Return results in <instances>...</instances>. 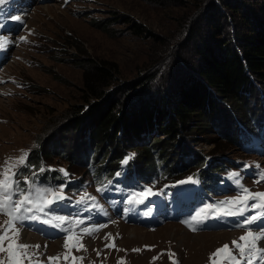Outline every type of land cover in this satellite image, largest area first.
Masks as SVG:
<instances>
[{
	"label": "rangeland",
	"instance_id": "1",
	"mask_svg": "<svg viewBox=\"0 0 264 264\" xmlns=\"http://www.w3.org/2000/svg\"><path fill=\"white\" fill-rule=\"evenodd\" d=\"M14 1L5 0L0 4V36L9 41L5 49H0V59H5L0 66V165L8 158H19L28 150L33 162L37 143L50 146L59 145L57 141L70 140L71 134L66 132L70 111L80 103L83 71L93 60H105L116 65L118 79L113 85L114 89L127 83L133 85L134 92L141 93L138 100H135L136 96L132 98V108L142 99L156 100L157 91L166 87L174 71L179 72L178 69L172 71V65L187 62L191 55L197 59V53H191L194 46L209 41L200 37L205 28L201 21L204 17L212 21V6L215 4L213 0H48L43 4L31 5L28 11L5 6L14 4ZM262 1L247 0L249 4L257 5ZM17 16L20 17L19 21L12 19ZM225 24L223 20L221 25ZM20 37L26 39L22 41ZM211 37L213 41L215 36ZM153 72L159 74L158 78L148 83L145 93L141 92L144 88L140 86L141 83ZM238 106L236 113L240 115L238 109L242 104ZM257 128L264 131V120ZM214 136H217L214 132L206 133L200 136V141L193 142L192 138L199 139L198 136L190 134L186 137L191 140L188 141L189 145L206 152L212 146L204 140ZM257 148L263 152L245 154L233 146L224 152V157L232 164L242 163V167H252L256 162L260 163L253 170H240L238 173L240 183L254 193L264 192V180L259 176L264 170V144L257 145ZM257 148L255 150H259ZM164 152L165 155L170 153ZM49 160L45 161L50 166L54 163L66 166L63 160ZM70 170L76 177L83 175L82 170L75 166ZM230 173H237V170ZM228 180L232 181L231 187L226 186ZM208 181L201 177V183L211 191L206 190L208 195L213 196L208 203L200 206L195 215L183 217L181 214V219L170 222L166 221L175 218H171L164 209H159L155 216L163 219L161 223H166L155 230L153 226L138 225L134 221L133 209L118 213L117 206H110L103 214V220L109 222L115 218L116 222L106 232L103 231L97 240L84 233L72 235L70 246L82 237L79 243L86 250L71 248L67 260L64 259V253L68 251L63 246L65 240H55L65 233L63 225L60 223L57 227L54 226L57 223H45V217L54 216L46 208L45 213L36 214L38 219H25L32 226L26 231L29 236H22L23 232L20 231V242L28 244L26 239H32V244L40 246L35 256L42 254L38 260H33L29 255L30 260H26L25 264H173V260L178 264H209V254L216 249L225 244L232 247V241L238 240L248 230L253 233L264 230V218H257L242 227L245 219L255 214L253 210L244 215L212 212L209 216H198L205 205L241 194L234 179L226 177L224 172L219 175L211 173ZM163 184L160 181L151 182L145 189L159 191ZM52 189H62L66 197L78 198L88 194L101 199L93 185L83 186L74 193L70 190L65 193L63 187ZM188 193L193 195L195 191L189 190ZM193 217L197 219L193 220ZM149 218L146 217L147 220ZM4 220L0 217V222ZM67 220L70 223L79 221L70 217ZM183 221H188L191 227ZM132 228L145 230V233L132 236ZM183 231L189 235L182 239ZM173 232L176 237L172 235ZM198 233H202V236L195 239L193 236ZM181 239L183 242H180ZM113 244L114 247L111 246ZM31 251H35L34 248ZM233 251L239 256L238 249L233 248ZM172 253L175 255L170 259ZM51 257L59 259L52 261L49 260ZM73 257L82 259L74 261ZM0 260L7 264L6 252L0 253Z\"/></svg>",
	"mask_w": 264,
	"mask_h": 264
},
{
	"label": "trees",
	"instance_id": "2",
	"mask_svg": "<svg viewBox=\"0 0 264 264\" xmlns=\"http://www.w3.org/2000/svg\"><path fill=\"white\" fill-rule=\"evenodd\" d=\"M213 2L212 21L205 17L201 21L205 28L200 37L209 41L202 39L204 44L194 46L191 53H197V59L189 55L187 62L172 65V71L180 73L173 72L152 102L142 99L132 108V98L138 100L141 93L127 83L114 89L116 65L91 61L83 71L80 103L70 111L66 126L70 140L57 141L59 145L36 144V157L31 162L30 152L28 165L41 169L42 161L63 160L66 166H52L67 171L75 166L96 185L111 186L129 185L134 178L168 184L187 176L208 181L211 173H223L230 164L224 152L232 146L246 152L264 120V0L260 5L247 0ZM223 20L225 25H221ZM158 76L153 72L143 80L141 92ZM239 104L240 115L236 113ZM213 132L217 136L204 140L212 146L206 152L193 148L186 137L194 134L199 139L192 138V142L200 141L201 135ZM164 150L170 153L165 155ZM130 154H134L130 161L122 163ZM30 170L27 166L19 169L22 189L24 177L36 174L34 167ZM39 174L47 184L64 181L58 170Z\"/></svg>",
	"mask_w": 264,
	"mask_h": 264
},
{
	"label": "snow or ice",
	"instance_id": "3",
	"mask_svg": "<svg viewBox=\"0 0 264 264\" xmlns=\"http://www.w3.org/2000/svg\"><path fill=\"white\" fill-rule=\"evenodd\" d=\"M4 2L5 0H0V4ZM12 19L19 21L20 17H12ZM20 39L23 41L26 38L20 37ZM8 42L5 37L0 36V49L6 47ZM132 155L134 154H130L122 163L126 164ZM26 161L27 153H22L19 158H8L0 165V215L7 217V219L0 222V253H7V264H25L26 260H30L28 249L40 247L39 245L33 246L20 242V229L17 227V224L25 219H38L37 213H45L46 208H49L56 201L64 199L62 189L54 190L50 187H42L29 181L27 178L24 179L27 189H22L20 187V180L17 179L18 172L16 169L21 165H25ZM257 167L259 166L257 165ZM41 171H43V168H41ZM60 171L67 175L65 170L61 169ZM229 175L230 178L234 179L241 194L236 198L219 201L216 204H207L197 215L211 214L212 212L220 215H244L245 212L253 210L255 214L247 217L242 227L253 223L257 218H264V192L254 193L244 187L238 179V173H230ZM259 176L261 180H264V170L259 173ZM191 180L192 178L189 177V181ZM185 182L187 181H181L180 183ZM97 190L100 191L101 189L98 188ZM148 194H151V189L130 194L129 203L134 201L143 203V198H146ZM85 197L95 200L94 197L85 194L79 202H84ZM249 201H255V203H249ZM192 219L196 220L197 217H193ZM66 220L67 218L63 216H52L44 222L51 223L52 221H57L63 223ZM60 223L54 226L59 227ZM76 223H82V221H76ZM183 223L191 227L188 221H183ZM99 227H104V225ZM99 227L92 229L85 228L82 231L84 234L91 235L93 232L98 231ZM192 230L195 231L196 229L192 228ZM64 231L66 232V237L63 246L68 250L64 253V259L67 260L71 248H76L79 251L84 249V245L79 243V239H82V237H79L70 246L69 240L72 239L71 229H64ZM6 241L7 244H5ZM241 241L244 243L241 244ZM260 241H264V230L258 233L248 230L238 240L232 241V247L225 244L221 248L216 249L215 252L210 253L209 264H264V247L260 246ZM111 246L114 247L115 245ZM233 248L239 250V256L234 253ZM134 251H139V249H134ZM174 255V253L170 254V259ZM57 259L59 257L49 258L52 261ZM72 259L75 261L82 258L73 257ZM0 264H5V262L0 260ZM173 264H178V262L173 260Z\"/></svg>",
	"mask_w": 264,
	"mask_h": 264
},
{
	"label": "bare ground",
	"instance_id": "4",
	"mask_svg": "<svg viewBox=\"0 0 264 264\" xmlns=\"http://www.w3.org/2000/svg\"><path fill=\"white\" fill-rule=\"evenodd\" d=\"M166 225H167V224H166ZM166 225H165V226H166ZM165 226H164V227H165ZM168 227H169V226H168ZM168 227L166 226V228H168ZM128 229H130V228H128ZM166 230H167V229H165L164 231H166ZM181 230H182V229H181ZM144 231H145V230H144ZM144 231H141V230L138 229V228H132V229L130 230V234H131L132 236L143 235V234L145 233ZM162 232H163V231H162ZM183 232H184V231H183ZM177 234H178V233H177ZM180 234H181V233H180ZM201 234H202V233H200V234H199V233H198V234H195L193 237H194L195 239H196V238L199 239V238H201V236H202ZM24 235H25V236H29L30 234H29V233H26V232H23V233H22V236H24ZM172 235L175 236V232H173ZM185 235H189V234H187V233L184 232V233H183V237H182V239L184 238ZM175 237H176V236H175ZM182 239L180 240V242H183ZM26 240H28V241H32V239H26ZM166 240H167V239H166ZM171 240H172V239H171ZM198 241H200V240H198Z\"/></svg>",
	"mask_w": 264,
	"mask_h": 264
}]
</instances>
